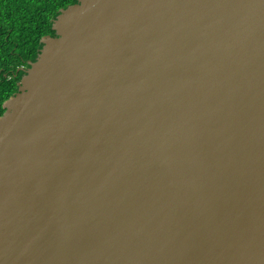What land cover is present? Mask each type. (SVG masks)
Segmentation results:
<instances>
[{"label": "water", "instance_id": "water-1", "mask_svg": "<svg viewBox=\"0 0 264 264\" xmlns=\"http://www.w3.org/2000/svg\"><path fill=\"white\" fill-rule=\"evenodd\" d=\"M0 116V264H264V0H78Z\"/></svg>", "mask_w": 264, "mask_h": 264}, {"label": "trees", "instance_id": "trees-1", "mask_svg": "<svg viewBox=\"0 0 264 264\" xmlns=\"http://www.w3.org/2000/svg\"><path fill=\"white\" fill-rule=\"evenodd\" d=\"M78 0H0V116L6 101L36 61L46 36H55L54 22L63 9Z\"/></svg>", "mask_w": 264, "mask_h": 264}]
</instances>
